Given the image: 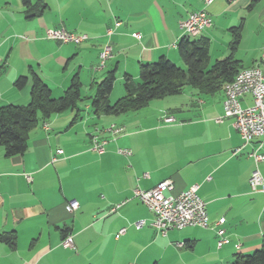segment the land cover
Returning a JSON list of instances; mask_svg holds the SVG:
<instances>
[{"label": "crops", "instance_id": "crops-1", "mask_svg": "<svg viewBox=\"0 0 264 264\" xmlns=\"http://www.w3.org/2000/svg\"><path fill=\"white\" fill-rule=\"evenodd\" d=\"M27 1L39 6L38 16L28 18L22 0H0V106L28 104L30 80L22 89L14 82L30 70L55 99L75 75L81 95L91 97L92 85L114 71L113 103L115 89L113 99L123 96L124 79L138 83L140 64L166 57L184 69L176 51L185 36L181 24L202 9L211 25L189 37L209 40L211 64L229 55L230 30L240 25L233 54L240 69L257 66L264 55V0L252 8V0H213L209 5L204 0ZM49 29L88 40L61 44L45 38ZM105 44L112 58L96 70ZM223 99L222 90L203 94L184 87L179 95L137 111L99 117L90 102L78 103V121L72 124L77 111L68 110L39 122L23 155L6 158L0 150V236H15L13 249L0 241V264H231L236 256L259 249L264 192H252L248 184L255 168L248 154L255 143L243 147L233 119L216 121L223 115ZM251 104L250 95L241 98L243 107ZM167 118L173 121L167 123ZM112 125L121 131H107ZM93 137L106 141L103 153L92 150ZM120 148L131 155L117 154ZM258 169L264 181V161ZM166 180L173 185L168 196L199 185L207 229L188 227L161 236L151 226L153 215L132 192ZM70 200L79 203L72 214L65 210ZM221 218L224 223L216 226ZM139 221L144 224L136 229ZM120 229L125 233L116 237ZM217 229L229 240L221 248L216 246ZM67 235L73 248L62 246Z\"/></svg>", "mask_w": 264, "mask_h": 264}, {"label": "trees", "instance_id": "trees-1", "mask_svg": "<svg viewBox=\"0 0 264 264\" xmlns=\"http://www.w3.org/2000/svg\"><path fill=\"white\" fill-rule=\"evenodd\" d=\"M27 7L28 18L38 16L39 6L30 5L22 0ZM259 0H252V8ZM41 9V8H40ZM241 26L232 28V39L229 43V55L214 63L209 60L210 43L208 39L191 41L184 36L177 44L176 51L183 63L184 69L176 66L166 57H160L152 64H140L138 68V83L124 79V95L111 103V94L114 82V71L108 72L98 83L92 86L93 95L87 97L95 116H117L137 111L146 107L151 101L176 96L184 87H191L203 94H214L226 84L233 81L236 74L243 70L234 59V52L240 42ZM30 80V100L23 106H0V148L4 157L21 156L27 150L29 133L39 122H46L53 115L76 110L72 124L80 119L77 110L81 95V82L77 75L73 76L68 88L57 99L51 96L48 86L32 70L28 76L19 77L14 86L17 89L25 87ZM0 241L14 248L15 236H0ZM231 264H264V235L259 249L250 255L236 256Z\"/></svg>", "mask_w": 264, "mask_h": 264}, {"label": "built area", "instance_id": "built-area-1", "mask_svg": "<svg viewBox=\"0 0 264 264\" xmlns=\"http://www.w3.org/2000/svg\"><path fill=\"white\" fill-rule=\"evenodd\" d=\"M213 0H204L205 5H209ZM119 23H116L118 26ZM211 25L207 12L197 10L189 13L187 18L182 22L181 28L185 36H192L194 33H202ZM112 33L111 30L106 32L107 35ZM133 38L139 39L137 33L132 34ZM47 40L55 41L61 44H80L88 40L85 35H76L69 33L64 29H49L45 32ZM112 58V49L108 44L103 45L99 52V63L96 70L103 69L105 63ZM259 66H264V55L261 57ZM250 95L252 104L247 107L241 105V98ZM223 115L216 119L221 122L222 119L231 118L234 120V126L243 142V147L248 144L255 143L253 149L249 152L248 157L254 162L255 168L251 173L248 184L252 192H264V181L258 169L260 163L264 161V154L261 150L264 146V74L252 73L244 76L242 82L236 88L227 92L226 99L222 103ZM165 122H172V118H167ZM121 129H117L114 125L109 126V132L116 134ZM106 141L99 140L97 137L92 138V150L101 154L105 150ZM117 153L123 156H130L131 151L128 149H117ZM30 181V177H26ZM173 189L170 180L163 181L154 188L144 191L134 189L132 198L140 201L147 210L153 215L151 226L161 235L165 236L171 230H182L188 227H197L207 229L208 215L206 204L202 201L198 194L199 185L193 184L187 189L181 191L176 196H168L167 192ZM127 200L116 205L114 210L123 205ZM79 208L76 200H70L65 205L67 213L72 214ZM221 218L216 223L220 226L224 223ZM144 221L134 224L136 229H140ZM125 233V229H120L116 237ZM216 234L218 240L217 248L229 243V240L223 236V230L217 229ZM64 248H73L72 239L67 235L63 241Z\"/></svg>", "mask_w": 264, "mask_h": 264}, {"label": "bare ground", "instance_id": "bare-ground-1", "mask_svg": "<svg viewBox=\"0 0 264 264\" xmlns=\"http://www.w3.org/2000/svg\"><path fill=\"white\" fill-rule=\"evenodd\" d=\"M198 34H200V33H194L192 36H195ZM262 68H264V66H259V64H258L257 66L247 68V69H243V70L239 71L236 74V76L234 77L233 81L224 86V88H223V94H224L223 102L226 99L227 92L233 91L236 88V86H238V84L242 82V79L244 78V76H248L252 73H257L258 71L260 74H264ZM107 131H109V127H108Z\"/></svg>", "mask_w": 264, "mask_h": 264}, {"label": "rangeland", "instance_id": "rangeland-1", "mask_svg": "<svg viewBox=\"0 0 264 264\" xmlns=\"http://www.w3.org/2000/svg\"><path fill=\"white\" fill-rule=\"evenodd\" d=\"M124 82V81H123ZM123 82H122V84H121V86H122V89H123ZM121 88V87H120ZM123 92H124V90H123ZM86 93L84 92H82V98H83V101H81V102H79L80 104L79 105H81V104H83V103H85V102H89L88 100H86V98H87V96L88 95H85ZM118 94H117V90L115 89V91H114V93H113V96H112V98H111V101L112 102H114L115 100H117V99H113V98H115V96H117ZM123 95H124V93H123ZM119 98V97H118ZM120 149H123V148H120ZM0 150L1 151H3L2 150V148H0ZM129 150V149H128ZM117 152V151H116ZM118 154V153H117Z\"/></svg>", "mask_w": 264, "mask_h": 264}]
</instances>
